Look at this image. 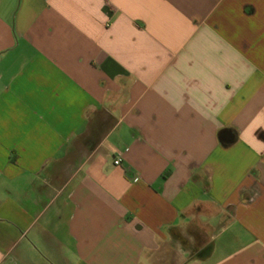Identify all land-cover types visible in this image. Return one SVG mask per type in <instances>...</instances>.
Wrapping results in <instances>:
<instances>
[{
    "label": "crops",
    "instance_id": "1",
    "mask_svg": "<svg viewBox=\"0 0 264 264\" xmlns=\"http://www.w3.org/2000/svg\"><path fill=\"white\" fill-rule=\"evenodd\" d=\"M0 264H264V0H0Z\"/></svg>",
    "mask_w": 264,
    "mask_h": 264
},
{
    "label": "water",
    "instance_id": "2",
    "mask_svg": "<svg viewBox=\"0 0 264 264\" xmlns=\"http://www.w3.org/2000/svg\"><path fill=\"white\" fill-rule=\"evenodd\" d=\"M220 136H221V139L224 143H230L232 141V138H233L230 131H227V130L221 132Z\"/></svg>",
    "mask_w": 264,
    "mask_h": 264
},
{
    "label": "built area",
    "instance_id": "3",
    "mask_svg": "<svg viewBox=\"0 0 264 264\" xmlns=\"http://www.w3.org/2000/svg\"><path fill=\"white\" fill-rule=\"evenodd\" d=\"M119 162H120V159L115 160V161H114L115 166H116V165H119Z\"/></svg>",
    "mask_w": 264,
    "mask_h": 264
}]
</instances>
